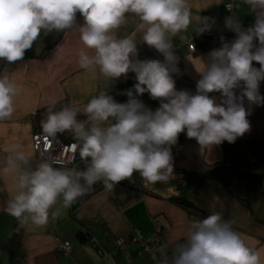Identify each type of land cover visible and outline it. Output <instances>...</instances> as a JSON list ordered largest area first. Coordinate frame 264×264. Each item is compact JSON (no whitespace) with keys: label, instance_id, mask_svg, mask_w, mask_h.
Here are the masks:
<instances>
[{"label":"clouds","instance_id":"obj_1","mask_svg":"<svg viewBox=\"0 0 264 264\" xmlns=\"http://www.w3.org/2000/svg\"><path fill=\"white\" fill-rule=\"evenodd\" d=\"M243 3L256 12L254 24L244 29L237 19L226 18L225 27L237 34L236 39L228 43L221 37L222 46L212 50L208 63L198 70L201 78L193 95L176 90L173 79L179 74V58L171 37L187 31L192 22L187 0H0V59L22 60L42 31L73 29L80 13L84 18L78 28L80 40L93 54L81 51L79 66L98 69L109 83L129 72L137 81L135 95L132 89L124 93L126 103L106 91L94 95L82 109L66 104L57 110L53 101L41 120L45 140L71 133L76 140L68 150L72 155L60 159L41 153L33 168L27 153L10 152L4 171L14 174L15 192L5 211L22 226L45 227L97 182L112 191L136 172L148 184L167 182L174 171L171 147L181 133L203 148L234 143L248 132L245 98L249 104L264 105L259 92L264 81V0ZM226 7L231 10L233 5ZM129 14L138 18L143 42L162 54L163 62L137 59L136 40L116 37ZM208 20L201 18L197 30H210ZM254 61L259 68L253 67ZM236 89H241L239 95ZM213 92L220 93L219 102L210 97ZM144 93L160 100L155 111L137 99ZM19 94L11 76L0 74V121L12 117ZM81 114L84 119H78ZM77 151L85 164L80 170L69 166ZM159 257V264H264L260 252L247 245L220 213L191 221L185 242L175 245L171 259L165 247L159 249Z\"/></svg>","mask_w":264,"mask_h":264},{"label":"crops","instance_id":"obj_2","mask_svg":"<svg viewBox=\"0 0 264 264\" xmlns=\"http://www.w3.org/2000/svg\"><path fill=\"white\" fill-rule=\"evenodd\" d=\"M192 11V22L187 31L171 37L174 51L179 58V74H173L176 90L196 94V83L201 78L198 70L209 61V53L231 43L237 34L225 27L223 7L233 5L231 17L242 28L252 26L256 12L243 0H187ZM209 18L210 30L200 32V19ZM84 18L76 15L73 29L53 31L34 42L22 60L7 63L0 59V74H9L20 87L16 110L8 120L0 121V264H159V250L153 254H140L135 247L123 252L112 245L114 238H130L137 231L150 236L157 220L164 230L165 251L186 240L188 226L193 220L220 213L232 222V228L245 243L256 248L264 261V105L244 106L249 111L250 130L234 143L224 141L217 146L203 147L195 139L181 133L171 147L173 174L167 182L146 183L138 172L131 179L116 184L112 191L102 182L94 184L92 196L83 204L74 202L62 209L60 216L45 227L20 223L6 211L7 201L15 192V177L5 172L6 157L12 151H24L33 158L32 135L42 131L38 112L53 101L71 104L82 109L103 88L119 103H126L127 90L134 91L135 73L106 82L96 71L79 66V53L88 51L80 40L78 28ZM139 20L133 15L118 30L116 37L134 38L139 60L164 57L142 40L138 33ZM195 42V52L187 45ZM258 46V41H254ZM253 67L259 68L258 62ZM239 95L241 89L235 90ZM264 96V81L259 87ZM220 101L218 92L209 93ZM147 108L155 111L160 100L148 93L137 96ZM82 115V114H81ZM32 167L34 163L31 160ZM190 207H188V206ZM59 206V203H58ZM93 235L100 252L95 253L88 244H78V233ZM71 245L69 255L57 251L59 242ZM160 247V248H161ZM159 248V249H160Z\"/></svg>","mask_w":264,"mask_h":264},{"label":"built area","instance_id":"obj_3","mask_svg":"<svg viewBox=\"0 0 264 264\" xmlns=\"http://www.w3.org/2000/svg\"><path fill=\"white\" fill-rule=\"evenodd\" d=\"M226 5H224L222 11L224 21L226 20V18L231 17L230 13L232 10V9L229 10V8L226 7ZM199 40H201V37H198L196 40L190 42L187 45V49L189 52L191 53L195 52V42ZM100 91H105V90L101 88L98 91V93ZM31 141H32V150H33L32 162L34 163V167L36 166V163L39 161L41 153H44L45 155H51L60 159H68L72 155L71 151L68 150L71 148L72 144L76 143V141L71 143H64L58 138V136H56L55 138H49L48 140H45V134L43 133V131L34 133L32 135ZM46 145H50V147H46ZM69 166L70 167L75 166L78 170L83 169L85 167L84 162L79 157L78 151L76 153V158L74 163ZM92 193H93V187L83 197L79 198L76 201V203L80 205L85 203L92 196ZM152 225L154 229L152 235L143 236L136 231L133 234V236H131L130 238L125 239L118 237L112 239L113 247L119 252H123L127 249L135 247L139 250L140 254L156 253L164 242V230L161 224L157 220H153ZM57 251L64 255H69L71 252V245L67 241L59 242L57 244Z\"/></svg>","mask_w":264,"mask_h":264},{"label":"trees","instance_id":"obj_4","mask_svg":"<svg viewBox=\"0 0 264 264\" xmlns=\"http://www.w3.org/2000/svg\"><path fill=\"white\" fill-rule=\"evenodd\" d=\"M63 105H66L65 103H56V109L59 110ZM49 107V106H48ZM48 107H45L43 109H41L38 114H37V119H39L38 121L41 123V120L46 116L47 114V109ZM85 117L83 115H79L78 116V119H84ZM58 138L64 142V143H71V142H74L76 141L75 138L72 136L71 133L69 132H64L62 134H58L57 135ZM188 206V205H186ZM190 207V206H188ZM163 245V244H162ZM174 247H170L166 250V252L169 254V259H171V252L173 250ZM157 253V252H156ZM159 256V254H158Z\"/></svg>","mask_w":264,"mask_h":264},{"label":"water","instance_id":"obj_5","mask_svg":"<svg viewBox=\"0 0 264 264\" xmlns=\"http://www.w3.org/2000/svg\"><path fill=\"white\" fill-rule=\"evenodd\" d=\"M74 238L78 242V244H88L90 249L93 250L95 253L100 252L99 245L97 241H95L93 238V235H90L88 233H82L78 232Z\"/></svg>","mask_w":264,"mask_h":264}]
</instances>
